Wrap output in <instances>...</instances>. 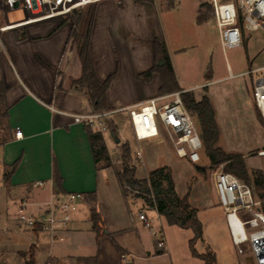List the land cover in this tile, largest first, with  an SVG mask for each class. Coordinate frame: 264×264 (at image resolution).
<instances>
[{
    "label": "crops",
    "instance_id": "obj_1",
    "mask_svg": "<svg viewBox=\"0 0 264 264\" xmlns=\"http://www.w3.org/2000/svg\"><path fill=\"white\" fill-rule=\"evenodd\" d=\"M193 11L197 19V4ZM18 18L17 10L6 13V22L0 16V27H6L0 31V92L1 84L6 89L0 105V264H26L30 251L36 264L142 263L147 250L137 225L143 224L124 211L122 191L116 198L107 197L106 185L117 179L111 168L95 164L88 127L74 124L71 118L93 111L87 94L72 86L82 76L79 33L71 36L73 27L63 23L62 17L13 26ZM156 40L164 42L156 0H97L89 53L99 80L115 75L107 92L112 110L159 95V76L153 75L149 83L142 78L154 65ZM17 130L23 133L20 139L15 137ZM109 133L116 139V133ZM174 182L178 196H185ZM68 194L83 198L70 230L61 234L63 241L19 221L23 203L28 214L42 215L51 203ZM190 203L198 210L203 240L215 255V264H255L249 249L238 254L226 222L222 236L233 252L221 255L205 235L193 193ZM93 206L105 224L101 238L89 220ZM146 253V260H151L152 253ZM187 256L195 259L190 251Z\"/></svg>",
    "mask_w": 264,
    "mask_h": 264
},
{
    "label": "rangeland",
    "instance_id": "obj_2",
    "mask_svg": "<svg viewBox=\"0 0 264 264\" xmlns=\"http://www.w3.org/2000/svg\"><path fill=\"white\" fill-rule=\"evenodd\" d=\"M116 1L119 2V0ZM231 1L238 3V0ZM96 3L97 0H90L89 4L78 13L85 16ZM156 4L162 35L179 87L183 92H191L197 101L204 96L210 99L221 133L218 147L226 153L241 155L249 172L262 171V162L257 154L264 148V120L256 109L253 88L257 79L264 77V69H262L264 68V30L245 31L241 47L223 52L210 0H156ZM196 4L199 10L197 19L193 11ZM171 6L174 8H170ZM70 15L72 14L55 18L62 17L63 23L68 22L74 27L72 18H68ZM200 17L201 21L198 19ZM2 23L0 20V25ZM77 36L80 43V34ZM164 66L165 60L155 56L154 65L150 69H154V72L148 80L142 77L143 80L149 83L156 74L161 84L160 69ZM175 93L178 92H160L156 98ZM129 106L133 105L121 107ZM113 120L117 124L116 139L110 133H104L103 136L112 158L111 162H114L111 168L114 175L115 171H120L123 166L122 146L129 143L130 160L126 163L135 167V178L143 181L153 170L160 168L170 170L177 182L178 192L182 195L193 193L194 202L201 208L200 219L205 227V235L212 241L213 247L221 251V255L228 256L232 253L231 244L222 236L227 229L225 218L210 181L211 171L215 167H210L204 149L202 162L196 165L189 163L186 159L178 158L170 145L145 146L143 159L136 161L135 152L138 144L128 115L123 112L117 113L113 116ZM195 123L199 131L196 118ZM117 139L121 144H117ZM100 164L106 166L104 162ZM222 164L225 169L226 163ZM106 186L108 188L105 193L109 198L112 195V198H116V193L122 191L125 195L122 196L125 201L124 211L131 218H137L139 209L146 207L143 200L133 198L134 195L130 191L126 194L124 190H121L115 178H112ZM163 186L165 187L166 183H163ZM148 215L150 218L159 219L153 227L155 230L162 229L165 248L161 250L157 247V237L153 236L148 228L141 224L137 225L143 236L146 252L152 253V259L146 260L147 253L143 251V262L140 264H203L200 260L187 256L189 253L187 243L193 236L190 230L169 226L162 216L158 217L154 212H148ZM112 218L115 217L112 216ZM196 249L199 253L211 252L204 240L197 243ZM245 249H248V246ZM164 253L166 255H163Z\"/></svg>",
    "mask_w": 264,
    "mask_h": 264
},
{
    "label": "built area",
    "instance_id": "obj_3",
    "mask_svg": "<svg viewBox=\"0 0 264 264\" xmlns=\"http://www.w3.org/2000/svg\"><path fill=\"white\" fill-rule=\"evenodd\" d=\"M90 0H0L1 18L6 22V13L17 10L19 21L13 26L28 25L58 16L72 14L89 4ZM213 7L214 21L223 52L241 47L243 34L238 28V15L243 17L245 31L264 30V0H210ZM24 8H20L21 4ZM6 27H0L5 31ZM264 69V68H262ZM253 100L256 109L264 120V77L258 78L253 88ZM126 113L130 119L135 140L138 144L135 160L143 159L144 148L148 145H170L180 159L191 164L202 162L203 143L192 115L185 109L181 92L148 100L139 105L121 107L108 111H92L71 115L74 124L91 128L95 133H117L113 116ZM22 131L17 130L15 137L22 138ZM264 173V148L258 152ZM215 167L210 174V181L218 201L225 214L229 235L238 254H245L248 246L255 264H264V211L262 202L252 189L241 179L225 171L224 164H211ZM42 185V183H38ZM125 189L133 195L139 192ZM81 194H68L51 203L42 215H30L26 204L18 211V219L30 229H39L53 238L63 241L61 234L70 230L73 217L78 211ZM148 198H152L149 196ZM146 205V204H145ZM148 212L160 215L155 208L147 206L138 211V220L157 237V247L165 248L164 233L161 228L154 229L159 219L150 218ZM244 213L243 215L240 213ZM124 260H126L123 257ZM49 264V263H46Z\"/></svg>",
    "mask_w": 264,
    "mask_h": 264
},
{
    "label": "trees",
    "instance_id": "obj_4",
    "mask_svg": "<svg viewBox=\"0 0 264 264\" xmlns=\"http://www.w3.org/2000/svg\"><path fill=\"white\" fill-rule=\"evenodd\" d=\"M140 1L152 2L153 0ZM94 15L95 7L90 9L89 13L85 16L78 13V11H74L70 17L74 23L71 36H75L76 32L80 34L78 53L82 64V76L80 79L73 81L72 86L87 94L89 105L93 111H108L112 109L108 105L107 92L115 75L110 76L105 81H101L97 77L89 53V39ZM212 15L214 17L213 7ZM198 19L201 21V17ZM237 25L240 32L244 34L245 29L241 14L238 15ZM25 37L26 34L23 33L22 38ZM154 49L155 56L157 58L162 57L165 60V66L160 69V92H181V99L185 109L192 115L194 121L195 118L197 120L205 157H207L211 164L226 163L225 171L235 175L252 189L255 196L262 202V209L264 211V173L262 171L249 172L241 155L226 153L218 147L221 133L216 119V112L210 99L204 96L200 101H197L191 92H183L173 71L165 43L155 41ZM153 72L154 69L143 74L142 77L148 80ZM5 93L6 89L1 84L0 105L4 100ZM87 131L95 164L104 162L107 168H112L113 165L103 135L93 132L89 127ZM129 160L130 147L128 144H124L122 146L123 166L120 171H115L120 189L124 190L127 194L126 185L130 189L139 192L133 198L141 199L147 206L155 208L169 226H177L190 230L193 234L188 242L191 256L200 260L203 264H215L216 257L214 254L211 252L199 253L196 249L197 243L203 240V225L198 218V210L191 206L189 193L183 197L178 196L171 171L167 168L156 169L151 171L143 181H138L135 178V167L126 163ZM163 183H166L165 187ZM149 196L152 198H148ZM89 220L97 238L103 237L105 224L96 206L91 208ZM26 264H36L32 251L28 254Z\"/></svg>",
    "mask_w": 264,
    "mask_h": 264
},
{
    "label": "water",
    "instance_id": "obj_5",
    "mask_svg": "<svg viewBox=\"0 0 264 264\" xmlns=\"http://www.w3.org/2000/svg\"><path fill=\"white\" fill-rule=\"evenodd\" d=\"M162 64H163V63H161V65H162ZM116 142H117V143H119V142H120V140H118V139H117V140H116Z\"/></svg>",
    "mask_w": 264,
    "mask_h": 264
}]
</instances>
